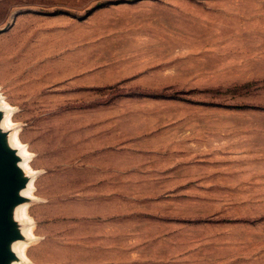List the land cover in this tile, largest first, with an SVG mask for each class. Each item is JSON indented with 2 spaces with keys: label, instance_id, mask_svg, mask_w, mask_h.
<instances>
[{
  "label": "rangeland",
  "instance_id": "rangeland-1",
  "mask_svg": "<svg viewBox=\"0 0 264 264\" xmlns=\"http://www.w3.org/2000/svg\"><path fill=\"white\" fill-rule=\"evenodd\" d=\"M6 26L14 264H264V0H0Z\"/></svg>",
  "mask_w": 264,
  "mask_h": 264
},
{
  "label": "water",
  "instance_id": "water-1",
  "mask_svg": "<svg viewBox=\"0 0 264 264\" xmlns=\"http://www.w3.org/2000/svg\"><path fill=\"white\" fill-rule=\"evenodd\" d=\"M8 26L0 28V33ZM5 116L0 103V264H14L21 259L14 244L26 237L17 207L29 199L23 191L32 176L22 164L20 149L13 145L11 134L3 125Z\"/></svg>",
  "mask_w": 264,
  "mask_h": 264
}]
</instances>
